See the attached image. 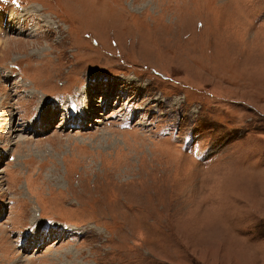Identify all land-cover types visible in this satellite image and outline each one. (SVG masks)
Listing matches in <instances>:
<instances>
[{"label":"rangeland","instance_id":"374dc122","mask_svg":"<svg viewBox=\"0 0 264 264\" xmlns=\"http://www.w3.org/2000/svg\"><path fill=\"white\" fill-rule=\"evenodd\" d=\"M6 3L0 264H264V0Z\"/></svg>","mask_w":264,"mask_h":264},{"label":"bare ground","instance_id":"6f19581e","mask_svg":"<svg viewBox=\"0 0 264 264\" xmlns=\"http://www.w3.org/2000/svg\"><path fill=\"white\" fill-rule=\"evenodd\" d=\"M38 7H39V5L36 6V4H33L32 7H30V8L36 9V10H37L36 12L38 13V11H40V10H38V9H39ZM30 8H29V9H30ZM37 8H38V9H37ZM2 20H3V19H2ZM3 21H4V20H3ZM1 23H2V22H1V19H0V25H1ZM1 26H2V25H1ZM10 120H11V123H12V122H13V119L11 118ZM23 126H24V125H23ZM23 128H24V127H23ZM14 130H15V129H14ZM17 130H18V129H17Z\"/></svg>","mask_w":264,"mask_h":264}]
</instances>
